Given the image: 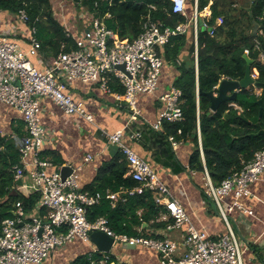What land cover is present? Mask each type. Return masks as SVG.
Returning <instances> with one entry per match:
<instances>
[{"label":"built area","instance_id":"1","mask_svg":"<svg viewBox=\"0 0 264 264\" xmlns=\"http://www.w3.org/2000/svg\"><path fill=\"white\" fill-rule=\"evenodd\" d=\"M170 1L173 12L186 17L185 23L170 28L161 23L146 22L144 32L134 41L120 40L111 44L114 32L101 21L94 20L89 28L75 37L77 49L44 63L43 70L32 61L33 57L40 56L42 48L36 37V28L31 31V43L27 51L11 36H0V103L15 109L28 131V136L18 142L21 162L16 166L15 178L22 181L19 186L22 193L41 195L36 214L28 216L18 204L14 217L3 221L0 264H44L53 251L76 240L90 244L94 232L105 233L114 240V244L155 250L159 253L162 264H241L242 250L228 214L238 210L253 214L244 208L242 199L252 194L251 186L264 174V149L257 152L251 162L225 179L221 185L216 186L210 174L206 173L205 194L215 204L228 228L226 234L214 240L207 232L190 224L188 214L179 202L171 198L170 190L154 167L129 145L130 141L142 139L140 131L125 128L107 134L109 143L117 145L126 157L128 176L137 186L120 193H109L106 198L114 202L125 198V195H142L147 191L152 193L155 202L165 206L174 218V222L168 225V231L187 227L182 245L185 249L183 253L180 244L171 239L155 240L144 236L117 234L106 218L91 222L87 216L88 209L98 205L101 200L100 197L90 196L81 190L79 172L82 168H74L64 179L60 171H49L51 163L38 157L48 136L40 117L42 98L53 100L67 115H78L92 122L93 117L87 113L84 104L75 100L67 91V83L73 80L97 83L105 93L126 103L132 120H135L141 116L140 95H151L159 88L166 66L159 48L167 45L171 38L184 35L192 29L197 52L200 30H210L211 35H214L213 28L205 21L206 16L212 14L210 6L204 10L196 8L195 13L189 16L187 0ZM66 5V1L62 0L59 8L65 10ZM20 17L25 23L29 21L24 11L20 12ZM259 20L255 45L264 61V49L259 38L264 37V12ZM222 24L223 19H218L217 26ZM121 66L125 69L118 68ZM252 76L257 79V75ZM113 79L123 88V94L113 92ZM182 96V91L177 88L161 96L164 110L153 125L155 130L159 131L164 121L181 122L184 119ZM176 145L178 144L174 142V146ZM92 160L91 155L85 158L86 162ZM231 195L234 197L233 203L225 210L224 201ZM43 208L45 212L42 211ZM89 253L91 258L94 254L102 256L99 262L92 261V264H109L112 259L111 254L102 253L96 248H92Z\"/></svg>","mask_w":264,"mask_h":264},{"label":"trees","instance_id":"2","mask_svg":"<svg viewBox=\"0 0 264 264\" xmlns=\"http://www.w3.org/2000/svg\"><path fill=\"white\" fill-rule=\"evenodd\" d=\"M55 1L0 0V11L16 16H20L21 11L27 13V26L30 31L36 28L41 53L53 59L77 49L74 34L70 35L55 15ZM65 1L66 4L70 3ZM72 1L77 11H83L87 28L94 20H99L114 32L111 44L120 40L134 41L144 32L146 22L175 28L187 21L186 17L173 12L170 0ZM210 2H213L210 6L212 14L206 16L205 21L213 28L214 35H211L210 30L201 29L197 52L192 29L184 35L171 38L167 45L159 48L160 55L179 72L173 86L183 93L181 107L184 119L181 122L164 121L159 131L147 124L141 128L144 140H154L172 159L175 154L170 146L171 137L183 144L189 143L192 147L189 169L202 177L208 171L213 183L218 186L232 174L241 171L257 152L264 149V91L257 94L254 87L245 89L239 93L236 101L221 104L215 113L211 111L212 101L206 95L216 90L222 79L239 81L245 77V54L254 61L252 74L257 75V80L264 83V61L255 45V39L258 38L256 29L264 12V0H198V8L204 10ZM194 4L195 0H187L189 16ZM70 13L71 7L68 14ZM73 18L75 21L80 19L75 15ZM220 18L223 19V24L217 26ZM77 25V22L70 23L72 31L78 34L81 31L80 25ZM259 38L264 49V37ZM30 43L29 40V45ZM184 53L186 56H183ZM111 87L114 91L124 92L114 79ZM202 153L205 160L202 159ZM53 160L56 162L55 158ZM20 162L21 156L15 139L0 133V236L3 221L14 217L18 204L30 216L37 213L41 201L39 193L26 195L19 190L15 174ZM173 166L177 173L186 170L175 158ZM128 171L126 157L120 153L108 169L100 172L95 188L90 190L91 194L97 196L96 194L101 193L105 196L108 190L117 192L122 187L133 189L137 183L126 175ZM125 198L126 201H118L113 206L109 199L102 197L98 205L88 209V219L94 222L105 217L117 234L144 235L150 238L157 237V229L174 222V218L155 202L149 191L142 195H125ZM42 211L45 212V209ZM167 212L168 220L156 223ZM145 223L148 227L143 226ZM89 252L75 257L67 264H92V261L99 262L102 259L97 254L91 258ZM116 262L115 258L110 261L111 264Z\"/></svg>","mask_w":264,"mask_h":264},{"label":"crops","instance_id":"3","mask_svg":"<svg viewBox=\"0 0 264 264\" xmlns=\"http://www.w3.org/2000/svg\"><path fill=\"white\" fill-rule=\"evenodd\" d=\"M212 4L213 2H210L209 6H212ZM196 8H198V0H195L190 16L195 13ZM67 10L66 7L67 13L65 11L64 13L69 26ZM66 20L63 21L64 24H66ZM81 25L79 26L81 32L78 31V34L72 31L71 26L66 29L70 35L73 36L74 34L75 37H78L88 27L86 21L82 22ZM0 36H11L26 51L30 48L31 31L27 23L14 14L0 11ZM183 56H186V53ZM52 59L41 53L40 56L33 57L32 61L36 67L43 70V64ZM196 68H198L197 60ZM178 76L179 72L176 67L166 62L158 90L151 95H140L139 109L141 116L135 120H132L127 104L123 101H117L114 95L105 93L99 84L84 83L81 80L68 82L67 91L75 100L84 104L87 113L93 117V121L90 122L78 115H67L53 100L42 98L40 100V117L48 136L38 157L51 163L50 172L61 171L63 167L72 169L81 167L82 170L79 172L81 190L90 196H95L91 194L90 190L95 188L94 184L100 172L108 169L120 153L123 154L117 145L109 143L107 134H113L127 128L132 131H140L144 135L141 128L144 124L153 129V125L157 123L164 110V103L160 98L169 90L176 88L173 85ZM113 92L123 94L114 90ZM0 133L13 137L17 147L18 142L28 136V131L20 114L15 109L2 103H0ZM142 139L137 142H128L140 157L154 167L163 183L170 190L171 198L179 202L188 214L190 224L200 231L207 232L214 240L226 234L228 231L226 222L219 215L215 204L205 194L203 186L206 174L202 177L189 169L191 145L175 141L173 137L170 138L172 143L170 146H172V151L175 154L174 158L186 169L177 173L173 166L174 158L168 157L164 149L156 145L154 140H144L143 136ZM199 139L201 142L200 130ZM174 142L178 145L174 146ZM88 155L93 156V160L90 162L85 161ZM54 158L57 163L53 160ZM202 159L205 160L203 153ZM126 175L128 176V173ZM125 189L122 187L117 192L108 190L105 196L98 193L96 197H100L101 200L102 197L106 198L109 193H120ZM251 192L250 196L242 199V203L244 208L253 214L238 210L228 215L242 250L241 264H264V174L259 181L251 186ZM153 199L155 200L154 196ZM233 200V195L229 196L224 201L223 208L227 210L228 205L230 206ZM118 201H126V198H121ZM118 201H111L112 205L115 206ZM163 207L166 209L165 206ZM167 220L168 212L162 214L156 223ZM168 225L165 228L157 229V237L155 238L144 235H139V237L144 236L155 240L171 239L180 244V250L183 253L185 249L182 245L187 234V227L168 231ZM143 226L148 227V224L145 223ZM68 245H70L68 251H61L62 248L56 249L44 264H59L65 259L71 261L81 254H86L92 248L98 249L92 241L90 244H85L80 240H76ZM108 254H111L112 258L117 260L116 264H162L157 251L141 246L131 247L113 244L112 250Z\"/></svg>","mask_w":264,"mask_h":264},{"label":"water","instance_id":"4","mask_svg":"<svg viewBox=\"0 0 264 264\" xmlns=\"http://www.w3.org/2000/svg\"><path fill=\"white\" fill-rule=\"evenodd\" d=\"M74 1H76L77 3L80 2V0ZM201 25H203V22H201ZM244 58L247 62V67L245 77L242 80L233 81L230 79H222L216 90H213L206 94L212 101V112H217L220 105L223 103L236 101L238 99L239 93L245 89L254 87V89L257 91H264V83L259 82L252 76V65L254 64V61L248 56V54H245ZM118 68L122 70L125 69L124 66ZM259 104L262 106L261 101H259ZM72 171L73 169L70 167H63L60 172L62 177L65 179L72 173ZM18 184L19 186H21L22 181H19ZM91 241L100 251L105 253H110L114 244V240L102 232L92 233Z\"/></svg>","mask_w":264,"mask_h":264},{"label":"rangeland","instance_id":"5","mask_svg":"<svg viewBox=\"0 0 264 264\" xmlns=\"http://www.w3.org/2000/svg\"><path fill=\"white\" fill-rule=\"evenodd\" d=\"M56 1H57V4L55 5V6H56L55 15H56V17L59 18V20L62 22L63 26H65L66 28H70V23L73 24V23L77 22L78 25H81V23L85 21V19H84V14L82 13L83 11H77V9H76L77 7L75 8V5L72 3L73 1H72V0H67L68 2H70L69 4L66 5V6H67V9L69 8V10H70V7H71V13H70V15L67 14V15H68V18H69V26H68V25H67L66 16H65V13H64V11L66 12V8H65V10H63V8H61V7H60V9H59L58 5L60 4V2H61L62 0H56ZM56 1H55V2H56ZM249 1L252 2L253 0H249ZM72 5H73V6H72ZM69 10H68V12H69ZM66 13H67V12H66ZM74 15H75L76 17H80V19H78V20L75 21V19L73 18ZM20 19H21V17H20ZM65 20H66V24L63 23V21H65ZM78 25H77V27H78ZM81 27H82V25H81ZM256 93H257V94H260V91H257V90H256ZM69 246H70V245H66V246L62 247V250H61V251H68ZM61 251H60V252H61ZM64 262H65V263H64ZM63 263H64V264H67L68 261H66V259H65L63 262H61V263H59V264H63Z\"/></svg>","mask_w":264,"mask_h":264}]
</instances>
